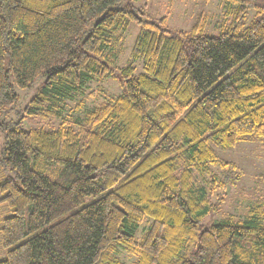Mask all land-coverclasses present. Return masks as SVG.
Masks as SVG:
<instances>
[{"label": "trees", "instance_id": "1", "mask_svg": "<svg viewBox=\"0 0 264 264\" xmlns=\"http://www.w3.org/2000/svg\"><path fill=\"white\" fill-rule=\"evenodd\" d=\"M141 1L0 0V264H124L119 249L129 264H264V195L201 226L242 175L213 148L264 141V8L224 0L230 23L212 36L201 18L173 30ZM129 24L131 60L113 67L105 51ZM39 78L18 108L15 89ZM107 79L117 97L62 115Z\"/></svg>", "mask_w": 264, "mask_h": 264}, {"label": "rangeland", "instance_id": "2", "mask_svg": "<svg viewBox=\"0 0 264 264\" xmlns=\"http://www.w3.org/2000/svg\"><path fill=\"white\" fill-rule=\"evenodd\" d=\"M256 4L264 8V0H256ZM144 8L146 14L153 19L166 18V24L173 30L188 31L192 25L201 18L204 21V31L208 35L215 36L228 27L230 16H226L224 0H142L136 4ZM255 15V9H250L245 18L247 26ZM138 27L129 24L124 30L112 35L111 48L105 51V62L113 67H122L130 62V50ZM139 69V64H135ZM42 78H39L31 88L27 90L15 89L18 94V108H22L26 101L36 93ZM121 90L115 81L110 79L97 82L89 81L84 89V94L75 95L72 100L66 101L62 115L68 120L81 117L86 111L91 110L99 103L115 98ZM93 94V95H90ZM81 107L76 109V104ZM54 122V126L58 124ZM41 124L34 119H26L22 126L26 129L38 127ZM0 136V145H1ZM219 159L233 162L241 170L242 175L238 182L227 190L224 202L217 214H210L205 218L201 226L206 228L222 219L225 214H231L242 219L246 215L247 208L257 202L264 195V182L257 179V175H264V141L256 137H246L233 148L214 147ZM10 210L6 206L0 207V225L4 217L9 216ZM149 221L143 222L136 231L139 238L146 230ZM5 257V251L0 244V259ZM118 258L124 264L131 263L134 259L123 249L118 250Z\"/></svg>", "mask_w": 264, "mask_h": 264}]
</instances>
